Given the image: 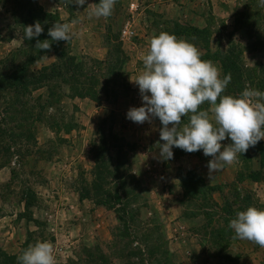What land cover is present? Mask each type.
I'll list each match as a JSON object with an SVG mask.
<instances>
[{
    "label": "rangeland",
    "instance_id": "rangeland-1",
    "mask_svg": "<svg viewBox=\"0 0 264 264\" xmlns=\"http://www.w3.org/2000/svg\"><path fill=\"white\" fill-rule=\"evenodd\" d=\"M90 3L99 0H0V75L20 70L35 46L23 37L36 18L20 5L55 22L78 21L58 48L62 60L73 58L67 74L25 93L0 91V264H18L24 249L44 240L57 264H264V248L234 239L229 228L238 211L264 209V140L210 181L211 157L202 150L173 147V158L162 159L159 119L126 117L142 106L131 80L161 31L195 44L222 76L230 73L224 94L264 91V5L117 0L110 17L96 19ZM58 61L45 52L29 69L37 75ZM188 172L203 177L210 195L184 187Z\"/></svg>",
    "mask_w": 264,
    "mask_h": 264
},
{
    "label": "clouds",
    "instance_id": "clouds-1",
    "mask_svg": "<svg viewBox=\"0 0 264 264\" xmlns=\"http://www.w3.org/2000/svg\"><path fill=\"white\" fill-rule=\"evenodd\" d=\"M66 5L84 6L86 0H65ZM117 0H99L88 4L90 18H108ZM264 5V0H260ZM71 23L55 22L48 29L50 40H36L35 48L51 51L53 41L73 38ZM44 31L40 21L25 26L23 39L39 37ZM200 49L186 39L161 31L149 41L143 57V71L134 82L139 89L142 106L132 107L126 117L142 124L158 118L159 154L162 159L173 158L172 148L188 153L202 150L208 161V177L225 165L239 162L241 154L264 140V91L245 88L239 95L224 94L231 82V74L211 60L201 59ZM46 56V55H45ZM207 103L209 108L203 109ZM188 117L183 123L182 118ZM230 139L231 143L222 145ZM234 239H243L264 248V209L249 206L238 211L229 222ZM18 264H57L55 247L51 241H37L23 250Z\"/></svg>",
    "mask_w": 264,
    "mask_h": 264
},
{
    "label": "trees",
    "instance_id": "trees-1",
    "mask_svg": "<svg viewBox=\"0 0 264 264\" xmlns=\"http://www.w3.org/2000/svg\"><path fill=\"white\" fill-rule=\"evenodd\" d=\"M20 7L25 9L26 13L29 14L32 20L36 18V21H40L44 28L45 33L42 34L40 37L33 38V41L35 43L37 39L43 41L42 37H46L45 40L47 39L51 41V37L48 35V29L52 27L51 22H55L56 17L51 13L42 12L41 9H36L30 5H20ZM60 42L61 41H53L51 44V51H54L56 53V55L60 58V61L56 62L53 66L43 67L42 71L37 73V75L35 74V72L30 71L29 64L32 63L35 59H37L41 54L51 51L38 50L35 48V46H32V44H30L29 48L32 49V52L29 53L28 60L24 64H22L20 70H15L14 72L9 73L7 75H0V91L5 92L8 90H15L16 93H25V90H28L30 86H39L45 82H48L51 77L53 78L57 76H64L65 74H67L68 66L70 65L69 63L72 62L73 58L68 57L65 60H62L64 52L58 50ZM33 48L35 51H33ZM98 172L100 173V176L103 173L100 168H98ZM184 187H189L188 191L191 188H195L198 193L209 192V195L212 191V188L204 183L203 177L200 174H196L194 172H188L185 174ZM189 192H192V194H194L195 191L193 189Z\"/></svg>",
    "mask_w": 264,
    "mask_h": 264
},
{
    "label": "built area",
    "instance_id": "built-area-1",
    "mask_svg": "<svg viewBox=\"0 0 264 264\" xmlns=\"http://www.w3.org/2000/svg\"><path fill=\"white\" fill-rule=\"evenodd\" d=\"M122 32H123V34H126L127 32L129 33V30L125 28V29H123Z\"/></svg>",
    "mask_w": 264,
    "mask_h": 264
}]
</instances>
